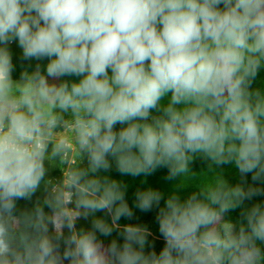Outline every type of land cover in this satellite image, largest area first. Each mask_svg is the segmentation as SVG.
<instances>
[{
	"label": "clouds",
	"instance_id": "clouds-1",
	"mask_svg": "<svg viewBox=\"0 0 264 264\" xmlns=\"http://www.w3.org/2000/svg\"><path fill=\"white\" fill-rule=\"evenodd\" d=\"M261 70L264 0H0V264H264ZM113 162L177 181L135 192L159 253Z\"/></svg>",
	"mask_w": 264,
	"mask_h": 264
},
{
	"label": "trees",
	"instance_id": "trees-1",
	"mask_svg": "<svg viewBox=\"0 0 264 264\" xmlns=\"http://www.w3.org/2000/svg\"><path fill=\"white\" fill-rule=\"evenodd\" d=\"M11 50L13 52V62L14 64L17 66L16 67V71L14 72V78H17L20 72V64L22 63L20 60V56L22 55V50L19 49V47L17 46V44H13L11 46ZM47 61H43L42 63L46 64ZM27 63V62H24ZM33 66L35 64V61L32 62ZM260 78L262 80H264V70H261L260 74H259ZM67 79H78L77 77H71V78H67ZM259 84L254 85V87H258ZM121 127V125H117L116 129L119 130V128ZM207 163L206 161L203 160H196L192 165V170L197 172L196 176H188L186 178H184L183 180V186H190V185H196V184H202V183H206L209 182L212 179V176L205 174L203 171H207ZM217 171H222L225 178L229 181L230 184L235 185L236 183L241 182V177L240 174L238 172V170L232 166V165H224L222 166L220 169H217ZM200 172V173H199ZM52 175H59L58 171H53L51 173ZM102 175L105 173H101ZM108 175H110L112 178H115L117 180H120L122 182H124L127 185V192H126V199L129 203V206L133 208V212H134V217L131 220H128L126 218H122L120 223L121 224H127V223H140L143 224L145 226H147L150 230V232L152 233V235L148 238L149 241L151 242V244L154 246L155 250L157 251V253H159V251L162 249L163 245H164V241L163 238L160 236L159 231H158V223L155 219L156 214H157V210L153 209L151 212H141L139 209L135 208L134 206V201H135V192L138 189H145L148 187H152L156 190H160L165 192V197L170 193L172 186L177 183V181H169L166 179L167 177V169L166 168H160L158 169L155 173H153L151 176L148 177H132V176H128V175H121L120 173H118L115 170V165L113 162V168L106 173ZM247 182V184H254V186H258V187H264V184H261L260 182H253L251 179V174H247V176L244 178ZM195 190L192 187H189L186 190H183L181 192V195H187L189 192ZM256 202H264V196H256L254 197L251 201H245V204L247 206H250L253 203ZM21 204H23V202H21ZM161 204H163V200L161 201ZM239 209L234 210V211H230L228 213V215L232 218V219H236L239 216ZM97 215H104L103 213H97ZM109 222H110V218H109ZM84 226L85 228L90 227V221H84V220H80L77 223V227H81ZM67 231V230H66ZM99 235V234H98ZM102 240H104L105 244L110 243V241L115 238L117 239L118 243H123V238L121 236L118 235V233L116 231H114L112 233V235L110 237H100ZM150 248L148 245H146L145 247V251H149Z\"/></svg>",
	"mask_w": 264,
	"mask_h": 264
}]
</instances>
